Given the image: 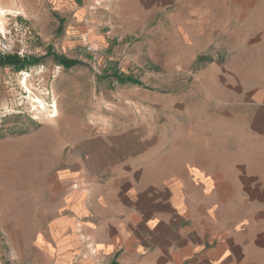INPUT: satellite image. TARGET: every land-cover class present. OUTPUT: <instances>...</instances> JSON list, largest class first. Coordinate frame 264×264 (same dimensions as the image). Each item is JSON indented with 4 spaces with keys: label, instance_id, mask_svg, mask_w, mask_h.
<instances>
[{
    "label": "crops",
    "instance_id": "1",
    "mask_svg": "<svg viewBox=\"0 0 264 264\" xmlns=\"http://www.w3.org/2000/svg\"><path fill=\"white\" fill-rule=\"evenodd\" d=\"M180 2L0 0V9L30 28V44L82 62L84 44H95L98 69L129 73L136 57L119 43ZM208 17L204 5H186L181 22H172L181 55L169 60L163 45L150 67L185 71L217 32ZM251 58L248 46L226 56L237 97L201 128L181 130L176 155L160 144L148 90L99 83V101L111 111L88 134L72 136L66 160L21 217L32 235L22 264H264V48L257 63Z\"/></svg>",
    "mask_w": 264,
    "mask_h": 264
},
{
    "label": "rangeland",
    "instance_id": "2",
    "mask_svg": "<svg viewBox=\"0 0 264 264\" xmlns=\"http://www.w3.org/2000/svg\"><path fill=\"white\" fill-rule=\"evenodd\" d=\"M193 3L207 8L210 29L217 30L211 31V44L183 72L153 70L151 61L162 60L163 45L169 49V60L181 55L180 37L172 22H181L186 5ZM169 9L160 22L155 18L152 26L119 43L136 57L129 73L98 69L97 60L85 48L82 55L87 58L82 62L48 49L41 41L29 45V54L14 55L35 58L36 63L20 69L0 64V264H22L32 235L25 232L28 227L20 226L21 217L34 209L50 170L66 160L72 136L88 134L89 125L111 111L99 101V83L114 81L148 90L153 105L147 112L153 115L154 129L157 135H170L159 136L160 144L174 147L175 155L181 130L201 128L211 112H225L227 98L237 97L239 91L229 81L238 75L226 71V56L248 46L254 57L251 63H257L258 50L264 48V0H181ZM13 20L4 17L3 25ZM52 53L79 62L65 67ZM146 53H153V58H146ZM36 98L46 103V111L31 102Z\"/></svg>",
    "mask_w": 264,
    "mask_h": 264
},
{
    "label": "built area",
    "instance_id": "3",
    "mask_svg": "<svg viewBox=\"0 0 264 264\" xmlns=\"http://www.w3.org/2000/svg\"><path fill=\"white\" fill-rule=\"evenodd\" d=\"M31 38L30 28L18 21L0 26V56L18 55L23 57L29 54ZM84 48L89 52L94 50L89 43L84 44Z\"/></svg>",
    "mask_w": 264,
    "mask_h": 264
},
{
    "label": "trees",
    "instance_id": "4",
    "mask_svg": "<svg viewBox=\"0 0 264 264\" xmlns=\"http://www.w3.org/2000/svg\"><path fill=\"white\" fill-rule=\"evenodd\" d=\"M52 55L57 60L58 63H60L61 65L65 66V67H71L74 64L79 62L78 60H75V59H69V58H67L64 55H60L59 56V55H57L55 53H52ZM37 61L38 60L35 59V58H30L28 60H25V59H20L17 56H14V55L0 56V64L1 65L11 66V67H15L17 69H20V68H22L25 65L34 64Z\"/></svg>",
    "mask_w": 264,
    "mask_h": 264
},
{
    "label": "bare ground",
    "instance_id": "5",
    "mask_svg": "<svg viewBox=\"0 0 264 264\" xmlns=\"http://www.w3.org/2000/svg\"><path fill=\"white\" fill-rule=\"evenodd\" d=\"M4 15H5V13L0 9V26H2L3 25V19H4ZM25 82V79H24V81H23V83ZM25 85V84H24ZM27 88V87H26ZM31 102L32 103H36V104H38L39 106H37V108L38 107H40L41 109H43L44 111H46L48 108H47V105H46V103L43 101V100H41V99H38V98H36V99H33V100H31ZM35 107V106H34ZM48 112V111H47ZM42 113V112H41ZM44 113V112H43ZM37 114V113H36ZM50 114V113H49Z\"/></svg>",
    "mask_w": 264,
    "mask_h": 264
}]
</instances>
